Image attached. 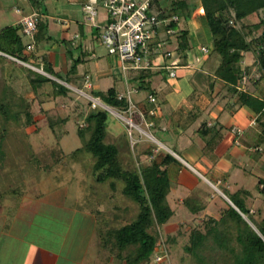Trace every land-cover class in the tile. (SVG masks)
I'll list each match as a JSON object with an SVG mask.
<instances>
[{
    "label": "trees",
    "instance_id": "obj_1",
    "mask_svg": "<svg viewBox=\"0 0 264 264\" xmlns=\"http://www.w3.org/2000/svg\"><path fill=\"white\" fill-rule=\"evenodd\" d=\"M188 1L190 0H173V8H160L157 14L160 21L175 15L180 18L179 23H170L168 28L177 31L176 52L181 66H186L190 62V53L193 49L188 27L179 29L180 23L184 21L186 24L192 14ZM200 1L204 10L202 22L210 28L213 35L211 56L218 60L213 75H208L210 91L214 94L218 82H222L225 100H229V103H237L241 107H249L260 114L257 124L261 128V139L264 144V99L250 92V80L245 90L240 89L241 80L247 71L251 72L256 68L262 73L256 84L264 77V30L256 35L264 28V17L260 23L254 25L244 23L250 16L264 13V0ZM41 24L42 18L39 15L37 32L39 42L52 40L47 26ZM240 25L242 27H239ZM21 29L22 26L16 25L0 32V52L43 69L60 81L69 82L55 72L47 58L42 57L40 62V58L32 53L34 51L29 50L31 45L23 42ZM43 33L45 36L40 39ZM248 53L254 56L255 61L251 67L244 68L243 61ZM0 58L9 62V64L0 63V166L3 169L7 157L6 143L10 133L12 134L11 127L25 131L36 123L31 111L33 100L30 96L39 98V103H46L50 97L57 99L68 96L71 89L3 55H0ZM80 63L81 59L75 60L72 70L75 71ZM157 73L150 70L137 71L130 74L129 80L137 87V91H148L149 95H152L157 92L153 87V79ZM21 80L24 83V91H20L16 85ZM44 91L46 93L41 99L40 95ZM92 96L101 98L105 105L121 113H126L129 109L128 101L119 99L116 87L106 92L93 90ZM143 112L153 123L155 116L150 115L149 110ZM108 121L107 110L92 109L85 118L86 127L78 129L77 132L83 146L69 155H64L61 150L52 152V156L56 160L55 163L60 164L65 157L78 162L81 156L91 155L94 161L92 167L95 181L98 184L108 182L112 191L118 190L122 184L121 193L132 200L139 209L135 218L126 225L108 229L97 226L94 242L91 245V249H96L97 255L92 264H111L114 260L119 264H152L156 262L160 242L164 243L170 256L173 248L184 236L181 234L182 225L179 226L177 233L165 230V226L176 216L169 202V196L173 191L170 167L184 165L167 151L156 152L158 147L154 143L146 149L136 143L132 149L128 133L118 138V143H109ZM62 122L66 123V120ZM55 125L49 122L51 129H54ZM207 131L206 126H203L200 135L205 137ZM126 154H137L138 163L133 169L125 167L123 156ZM39 156L35 152L27 156V163L36 169L48 170L51 165L44 164ZM142 157H148L150 163L144 164ZM211 182L216 184L217 180ZM222 191L240 212L221 198L226 203V207H221L220 216L207 214L204 221L197 224L196 219L207 210L212 195L197 189L191 197L184 199L183 205L194 216L193 222L188 224L189 238L184 245V251L192 258L194 264H264V205L252 213V207L247 203L253 198L251 192L246 190L231 192L226 187ZM262 193L264 194V190ZM95 197L96 195L91 200L93 205L102 204ZM14 205L18 207L19 201ZM240 213L248 216L252 225ZM94 214L100 215L101 212L96 211Z\"/></svg>",
    "mask_w": 264,
    "mask_h": 264
},
{
    "label": "rangeland",
    "instance_id": "obj_2",
    "mask_svg": "<svg viewBox=\"0 0 264 264\" xmlns=\"http://www.w3.org/2000/svg\"><path fill=\"white\" fill-rule=\"evenodd\" d=\"M160 2L161 0H151L152 12L156 15L160 11ZM90 4L99 10V16L96 19L97 24L105 23L109 19L105 0H79L77 2L71 0H0V32L15 25V23L35 11L42 18L41 25L47 26V28H49V23H52L53 26L55 25V29L58 30L62 25L60 22H70L72 26L70 34L73 37L70 41V48L73 49L83 45L84 49L88 51L85 64L74 71L72 70L73 61H71L68 72L59 73L64 80L70 81L71 85H75H69L73 89L71 88L72 90L68 96L57 99L50 97L46 103H39V98L34 95L30 96V99L33 100L31 111L36 123L25 131L11 127L12 134L10 133L5 147L7 157L3 169L0 166V243L5 235L3 225L10 221L8 225L13 229L8 238L14 243H12L13 246L22 240H29L31 243L39 242L55 254L61 255V259L58 258V264H92L97 255L96 249H91L97 226H102L105 229L121 227L130 223L139 212L134 202L121 193L122 184H120L118 190L112 191L108 182L98 184L95 181L92 167L94 161L91 155L81 156L78 162L65 157L60 164H56V160L52 156V152L61 150L64 155H69L83 146L77 132L78 129L86 127L85 118L94 109L88 99V95L92 96L93 89L86 87L84 82L86 74L92 76L93 87L101 91H108L111 87H116L120 93H125L128 88L131 90L137 89L131 83L127 85L124 82L119 57L111 55L108 47L101 40L102 29L88 23V15L84 8ZM17 10L20 12L18 13ZM263 17L264 13L261 12L250 16L244 23L245 25H254L260 23ZM77 23L85 25L88 31L87 38L74 39ZM185 26V22L182 21L179 28ZM239 27H242V25ZM55 29L53 28V31H51L52 34L58 33ZM263 30L264 28L258 31L256 35L261 34ZM20 34L26 45L32 44L34 46V43H40L37 33L28 36L24 33L22 27ZM54 34L53 36L56 38V34ZM44 36L43 33L40 39ZM169 38L171 36L167 35L166 29L163 27L160 39L168 41ZM168 42L164 50H172L178 56L176 52L177 38L174 36ZM212 45L213 43L208 41V47L212 48ZM51 47L48 46V50H51ZM79 53V51H76L77 56ZM93 54L96 57H93ZM212 60L211 63L218 62L216 57L213 56ZM0 63L9 64L2 58H0ZM196 68L193 67V69ZM157 72L153 79V86L157 91L154 94L157 97L156 115L159 113L158 103H167L166 96L176 92L177 86H184V82L188 83L193 75L194 81L192 84L195 93H193L191 99L194 102L226 103L225 98H223L225 92L220 86L218 87V90H220L217 96H215L217 92L214 93V96L210 93V80L208 75L203 74L201 70L184 71L180 69L178 71L179 78L177 79H171L166 71ZM101 73L106 74L102 80L99 77ZM133 73L135 72H130V74ZM246 74L251 81L249 90H252L258 80L257 75H259V72L253 68L251 72L247 71ZM49 78L66 86L64 82L55 77ZM16 85L20 91H24L22 80L18 81ZM46 91L41 93V99L44 98ZM148 96V91H138L133 94V99L135 103H149ZM107 111L109 113V143H118V138L128 133L132 149H134L136 143H139L138 145L145 149L154 143L159 150L170 152L166 148L167 146L190 161L185 150L186 147L180 143L177 134L171 133V139H167L165 133L150 130L146 124V119H142L138 112L134 114V122L138 124V129H131L128 121L124 119L128 116L127 113H121L114 108ZM118 114H122L124 117H120ZM63 120H66V123H63ZM49 122L56 124L54 129L49 127ZM195 127H199V124ZM182 141L187 145L190 144L189 139H183ZM133 151L135 152V150ZM34 152L40 155L39 157L44 164L51 165L48 170L45 168L39 170L27 163V156L33 155ZM136 155L126 154L123 156L126 168L133 169L137 165ZM189 155L196 162L198 157L201 156V154H198L197 149ZM142 161L144 164L150 163L148 157H142ZM208 164L212 165L210 162ZM196 167L207 175L210 180H216L213 174L208 173L199 165ZM246 170L249 175H246L245 178L248 180L250 176L252 177V171L249 167H246ZM246 172L242 171L240 173L242 177ZM177 174V172L171 171L174 180H172L173 187L177 186L174 183L177 179L179 188L177 192L169 196L177 220L167 225L166 231L177 233L180 229L179 226L182 225L181 234L184 236L180 238V242L173 248L168 258L158 263L152 262V264H194L192 258L184 251V245L189 238L188 224L193 222L194 216L182 204L184 199L194 194V187L199 185L202 191H209L213 196L208 212H204L201 217L196 219L197 224L204 221L207 213L220 216L221 207H226V203L221 199L223 198L221 193L215 187L208 186L203 181L199 182L196 178L199 176L183 171L182 179H178ZM249 179L251 184L258 181L257 178ZM219 187L224 189V186L220 185ZM13 190L17 193L14 194ZM94 195H96L95 199L97 198L102 204L93 205L91 200L94 199ZM16 201L20 203L18 207L14 205ZM96 211L101 212V214H94ZM32 218L35 219L33 224H31ZM111 264L119 263L114 260Z\"/></svg>",
    "mask_w": 264,
    "mask_h": 264
},
{
    "label": "crops",
    "instance_id": "obj_3",
    "mask_svg": "<svg viewBox=\"0 0 264 264\" xmlns=\"http://www.w3.org/2000/svg\"><path fill=\"white\" fill-rule=\"evenodd\" d=\"M71 1L77 2L79 0ZM163 1L164 0H161L159 3L160 8H173V0ZM188 4L192 14L190 19L186 22L185 27H188L189 29L190 40L193 46L190 54V62H193V60L195 61L198 57L202 56L200 48L202 46L208 47V41H213V35L210 28L202 22L201 18L204 15V10L202 8L201 1L190 0L188 1ZM17 12L19 13L20 11L17 10ZM33 14L38 13L34 11L31 15ZM21 21L12 26L21 25L23 27ZM67 23V25H61L58 30L55 29V25L53 26L52 23H49V36L52 37V40L48 42L34 43V54L40 58L39 61H42V57L47 58L52 63L54 70L57 73H67L71 61L74 63L75 60L81 59V63L77 66V68L87 62L88 51L84 49L83 45H79L73 49L70 48V41L73 39L70 34L72 26L70 22ZM53 28L58 32H55L56 38L53 36L54 33L52 34L51 32L53 31ZM179 29L182 30L183 28ZM174 36H171V38ZM87 37L88 31L85 25L77 23L74 39ZM44 43L46 44L44 45ZM47 45L52 46L51 50H48ZM194 48L196 49L194 50ZM208 48L210 49L209 55L201 60V63L196 66V69H193L192 67L190 69L181 70H201L203 74L213 75L218 62L215 64L210 62H213L211 56V50L213 47ZM76 51L80 52L78 56L76 55ZM93 57H96V55L93 54ZM254 61V56L251 53L246 54L245 60L243 61V67H251ZM105 76V73H101L99 76L100 80H102ZM261 76L262 73L259 72L257 79H260ZM91 77L92 76H90V74H86L84 77L85 84L86 79L90 78L92 84L91 89L101 91L100 89H95L93 87ZM61 81L67 83V85L75 86L73 84L71 85L70 81ZM193 81L194 75L191 79H189L188 83L184 82V86L175 87L176 92H172L166 96L167 103H158L159 113L155 116V120H152L154 125L149 127V129L165 133L167 139H171V133L177 134L180 139V143L186 147L185 150L190 158V161L194 163L193 164L183 156L178 155L172 149L159 141L161 144L166 146V148H168L170 154L176 157L184 165L183 167L172 165L170 167V175L173 170L178 173V179H182L183 171H187L188 174H192L194 176H199L196 177L199 182L203 181L208 184V186L211 185L212 187H215L229 204L230 202L233 204V202L225 195L219 187L220 185L226 187L231 192H235L237 190L249 191L252 193L253 198H250L247 203L248 206L252 207L253 213L254 210L264 205V194L262 193V190H264V144L261 139V128L257 124L260 114L255 113L249 107H241L237 103H227L229 100H225L226 103H196L191 99V96L195 93V88L192 84ZM219 86L223 88L224 84L222 82H218L216 88L217 93L215 92V96L219 93ZM263 90L264 77L253 87L252 90H250V92L264 99ZM212 95L214 96V94ZM136 107L139 111H143L153 109L155 108V105L151 103H136ZM145 121L147 126L151 123L147 117ZM198 124L199 127H195ZM203 126H206V130L208 129L205 137L200 135V129H202ZM235 128L242 129V135L237 136L234 134L233 130ZM183 139H189L190 144L187 145L183 143ZM196 149L198 154H201V156L198 157L197 162L195 160L193 161V158L189 155ZM158 151L159 149L156 150V152ZM209 162L212 163V165H209ZM198 165L208 171V173L213 174L217 183L214 184L211 182L210 178L196 167ZM246 167L251 168L252 171V177L250 176L249 178H257V183L251 184V180L249 178L248 180L245 178L246 175H249L246 172ZM242 171L246 172V174L244 173L243 175L244 177L240 174ZM171 179L173 180L172 175ZM175 180L176 182L174 183L177 186L173 187L171 194L177 192L179 188V181H177V179ZM260 181H262V183H260ZM197 189H200L199 185L194 187V192ZM207 193H209V191ZM209 208L210 204L205 212H208ZM245 217L249 220L248 216L245 215ZM34 220L35 219L32 218L31 224H33ZM174 220H177L176 216L170 223ZM8 222L3 225L5 235L0 243V264H58V258L61 259V255L55 254V252L47 249L43 244H39V242L31 243L29 240H22L20 243L13 246L14 243L10 238H8L13 228L8 225ZM167 227L168 226L166 225L165 230Z\"/></svg>",
    "mask_w": 264,
    "mask_h": 264
},
{
    "label": "built area",
    "instance_id": "obj_4",
    "mask_svg": "<svg viewBox=\"0 0 264 264\" xmlns=\"http://www.w3.org/2000/svg\"><path fill=\"white\" fill-rule=\"evenodd\" d=\"M105 7L108 11L109 19L101 25H98L96 22L99 16L97 7L90 4L85 6L84 11L88 15V23L98 29H102L101 40L103 44L108 47L110 54L119 57L124 82L127 85L130 84L129 79L131 71H166L171 79H176L178 78V71L180 69L196 67V65L201 63V60L210 53L208 47L202 46L200 48L202 56L198 57L195 61L193 60V62H189L186 66H181L178 56L172 50H164V47L167 46L169 42L160 39L163 27L166 29V33L169 37L176 35L177 31L168 28V26L170 23H179L180 18L175 15L169 19L160 21L158 16L152 12L151 0H105ZM38 23V14L25 17L22 21L24 33L28 36L36 34L38 32ZM60 23H62V25L68 24L67 21ZM29 50L34 51V46H30ZM0 55L21 63L45 76L52 77L43 69L34 67L13 56L2 52H0ZM248 83L249 77L245 73L240 83V89L245 90ZM65 84L69 87L67 83ZM86 87L92 88L90 78L86 79ZM69 88L71 89L72 87ZM137 92V89L131 90L128 88L125 93H119L120 100L126 99L128 101L129 109L126 112L128 114L126 118L122 116V114L118 115L124 117V119L128 121L131 129H138V124L134 122L135 113L138 112L142 119H146V114L143 111H139L134 102L133 94ZM88 97L94 109L102 108L109 110L111 108L105 105L99 97L89 95ZM148 99L149 103L153 105L157 103V97L154 94L149 95ZM149 114L156 116V109H150ZM153 125V123L148 124L149 127ZM233 133L240 136L243 130L235 128ZM152 138L156 139L154 136H152ZM168 256L164 243L160 242L156 253V262H161L165 258H168Z\"/></svg>",
    "mask_w": 264,
    "mask_h": 264
},
{
    "label": "water",
    "instance_id": "obj_5",
    "mask_svg": "<svg viewBox=\"0 0 264 264\" xmlns=\"http://www.w3.org/2000/svg\"><path fill=\"white\" fill-rule=\"evenodd\" d=\"M226 198V197H225ZM229 201V200H228ZM230 202V201H229ZM230 204L235 208V209H237L231 202H230ZM238 210V209H237ZM239 211V210H238ZM242 216H243V218L245 219V220H247V222L250 224V225H252L251 224V222L245 217V215L244 214H242V213H240Z\"/></svg>",
    "mask_w": 264,
    "mask_h": 264
}]
</instances>
